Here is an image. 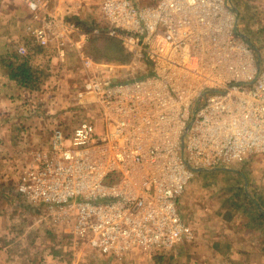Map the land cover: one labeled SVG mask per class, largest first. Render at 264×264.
Segmentation results:
<instances>
[{
	"label": "built area",
	"instance_id": "2783aa9c",
	"mask_svg": "<svg viewBox=\"0 0 264 264\" xmlns=\"http://www.w3.org/2000/svg\"><path fill=\"white\" fill-rule=\"evenodd\" d=\"M19 1L28 19L18 54L101 34L147 69L87 76L77 98L90 114L70 133L52 128L17 170L15 192L101 254L193 241L179 209L187 184L264 152V64L231 0H99L90 30L67 18L62 0Z\"/></svg>",
	"mask_w": 264,
	"mask_h": 264
},
{
	"label": "rangeland",
	"instance_id": "374dc122",
	"mask_svg": "<svg viewBox=\"0 0 264 264\" xmlns=\"http://www.w3.org/2000/svg\"><path fill=\"white\" fill-rule=\"evenodd\" d=\"M98 1L89 0L87 4L84 3L86 5L83 13H81V7L80 9L77 8L81 0H62L61 4L63 8H67V18L77 22L81 26V15L83 18L91 19L90 17L93 16V12L95 11V4ZM137 1L140 4L153 2V0ZM231 2L238 11L240 28L250 41L255 44L264 64V9L260 10L257 7V0H231ZM27 19V11L22 2L19 0H0V44L4 45V49H0V58L3 59L7 53L9 54L10 51L14 50L12 45L14 41L20 39L26 40L27 37H25L23 23ZM93 35L92 37L94 38L92 40H99L101 42H103V39L116 41L121 48L123 47L124 51L129 53V59L122 60L121 58H117L115 60L112 55L109 56L110 52L107 49L103 51L97 50L91 45L93 44L91 42L92 37H89L82 46L79 43V46L66 47L63 51H58L56 48L53 49L51 46L48 49H42V52L37 54L42 55L38 58L46 60V62L40 63V68H43L42 81L50 74L52 78L49 79L44 90H39L31 96L24 94L23 102L30 105V108L39 111L34 112L33 117L37 123L39 121L43 130H45L46 141L49 139L54 126L61 125L65 132L70 133L81 118L87 117L90 114L89 112H91L92 108L88 107L86 103L81 104V98H77V91L87 76L94 75L101 78L120 79L129 71L140 74L147 69V64L143 60L132 63L131 52L118 39L101 34ZM75 39L81 42V35L76 34ZM56 115L60 116L59 119L53 118ZM25 117L29 118L30 115L26 114ZM33 144L36 146L33 151L45 145L39 142L38 144ZM0 145H2L0 146V156L3 153L8 156L5 158V164L8 162L9 167H12L15 161L17 162L15 163L16 165L18 163L24 164L22 160L11 159L15 150L17 157L20 155L18 152L19 148L18 150L15 148L19 144H10V148L3 146L4 143ZM0 160L3 159L0 157ZM20 167L17 165L15 169L16 176L9 173L8 177H0V186L3 190L1 198L4 204L0 209L11 218L8 221V226L12 227V229L9 228V230L19 238L14 239L9 247L13 248L17 244L19 247H26L29 250V246L32 245L35 251L40 250L41 253L37 254L36 264L44 263V260L45 262L51 261L53 256L57 260L63 256L65 257V260H59L56 264L68 263L67 258H69L71 263L72 255L68 257L67 254H54L52 246L65 248L62 250H66L68 247L75 248L80 253L82 264H173L174 262H177V264H189V261L187 262L191 257L189 248H193V241L181 242V248L177 250L178 254L177 251L174 253L175 249L173 247L171 248V252H173L171 258L165 257L159 260L157 255L152 253L153 251L135 250L121 258H116L99 253L86 242L77 241L79 243L73 245L71 242L74 241L68 235L62 236L60 234L56 239H52V233L49 236L44 231V228H48V223H46L47 225H42V229L38 227L40 222H42L39 220V217H42L39 210L37 208L35 210V207L32 208L27 200L19 197L15 192L17 170ZM229 168L231 169H227L226 171L217 170L198 173L187 184L185 191L180 195V212L196 232H205L209 220L222 216L224 204L236 200L238 203V200L244 199L242 190L243 180L239 177V173L246 179V189L249 191L251 198L257 200L259 203L264 202V152L253 154L245 161L237 162ZM236 209L237 206L233 208V211ZM262 209L264 210V207ZM12 216L17 218L18 223L13 224ZM216 225L218 226L219 224L217 223ZM16 226L17 229H15ZM180 259L184 261L181 262Z\"/></svg>",
	"mask_w": 264,
	"mask_h": 264
},
{
	"label": "crops",
	"instance_id": "0c3cea01",
	"mask_svg": "<svg viewBox=\"0 0 264 264\" xmlns=\"http://www.w3.org/2000/svg\"><path fill=\"white\" fill-rule=\"evenodd\" d=\"M257 1V7L263 10L264 0ZM83 2L84 0H82L77 7L79 9L81 7V13H83L85 5L87 4L83 5ZM3 47L4 45L0 44V49ZM37 54L38 53L30 56L29 63H31L32 66L40 67V63L46 62V60L38 58L42 55ZM6 61L8 60L0 58V144L4 143L3 146L8 148H10V144H19L15 148H17V150L19 148L18 152L20 155L17 157L15 150V155L13 154L11 159L24 161V164L18 163L17 165L18 167L21 165L22 167H26V165L34 161L36 149L34 151L33 149L36 148V146H34L33 143L38 144V142H46L47 136L39 121L37 123L33 117V113L39 111L30 108V105L23 102V96L24 94L31 96L39 90H44L49 79L52 78V75L50 74L43 79L38 88L28 89L21 86L16 80L9 76L7 66L5 65ZM77 101L79 102V100ZM26 114L30 115V117L26 118ZM59 117V115H56L53 118L59 119ZM0 157L3 159L0 160V177H8L9 173L16 176L15 169L17 165L15 163L17 162L15 161L13 164L11 162L12 167H9L8 162L5 164V158L8 156L3 153ZM227 169L223 168L221 170L226 171ZM238 175L241 177V180H243L242 190L244 199L238 200V203L236 200L234 201L235 203L232 201L224 204L223 215L209 220L205 232H196L194 229V240L193 242L191 241L194 245L192 248L193 250L189 248L191 257L193 258L190 257V260H187L189 264H264V210L262 209L264 207V202L259 203L257 200L251 198L249 191L246 189L245 177L240 173ZM2 192L3 190L0 186V208L4 205L1 198V195H3ZM233 206H237V209L234 211ZM9 220H11V218L0 209V264H36L37 254L41 253L40 250L35 251L32 245L29 246V250H27L28 248L26 247H19L17 244H15L13 248L9 247L14 239H19L16 237V234L9 230V228L12 229V227L8 226ZM12 220L13 224L18 223L17 218L14 216H12ZM39 220L42 221L38 226L41 229L42 225H47L46 223H48L49 226H47L48 228H44V231H46L49 236L52 233V239H56L60 234H62V236H69V233H66L68 228H64V226L60 224L52 223L45 216H40ZM214 221H216V223H214ZM217 223L219 224L218 226L216 225ZM15 229H17V226ZM70 239L74 241L71 242L73 245L79 243L77 241H82L74 237H70ZM52 247V252L54 254H67L68 257L72 255L71 263L69 258L66 257L68 259V263L66 264H82L80 253L75 248L68 247L66 250H62L65 248ZM180 248L181 243H178L174 247V253ZM64 258L63 256L59 258V260H65ZM59 260L53 256L51 261L48 260L45 262L44 260V263L41 264H56ZM79 260L80 262H78ZM180 260L181 262L184 261L182 259ZM173 264H177V262Z\"/></svg>",
	"mask_w": 264,
	"mask_h": 264
},
{
	"label": "trees",
	"instance_id": "16d2710c",
	"mask_svg": "<svg viewBox=\"0 0 264 264\" xmlns=\"http://www.w3.org/2000/svg\"><path fill=\"white\" fill-rule=\"evenodd\" d=\"M151 1V0H150ZM149 1V2H150ZM147 4V3H144ZM89 18H83L81 15V24L84 28L87 30L92 29L93 26L98 24L95 21V15L93 12V16ZM94 35H90L91 38ZM97 37V36H95ZM94 37L91 38V40ZM99 38V37H98ZM90 41V40H89ZM93 44H91L94 48L97 50L103 51L104 49H107L110 52V55L117 60V58H121L122 60L129 59V53L127 51H124L116 41L113 40H106L103 39V42L99 40H92ZM32 49H34L35 54L42 52V47L38 45L32 46ZM30 54L21 55L18 54L15 50L10 51V53L6 54L5 57H3L6 61L5 65L7 66L9 76L16 80L17 83H19L21 86L28 88V89H35L40 86V83L42 81L43 76V68L32 66L29 63ZM16 186V184H15ZM17 194V193H16ZM18 195V194H17ZM29 203V202H28ZM30 204V203H29ZM33 208V207H32ZM36 210V208H35ZM70 236V235H69ZM63 247V246H62ZM154 253V252H152ZM150 253V254H152ZM168 254V255H167ZM153 255V254H152ZM154 255H157V258L161 260L162 258L168 257L171 258L173 255V252H171V249L169 250H157Z\"/></svg>",
	"mask_w": 264,
	"mask_h": 264
}]
</instances>
